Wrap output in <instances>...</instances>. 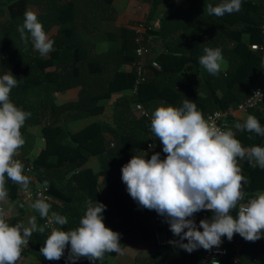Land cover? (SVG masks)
Masks as SVG:
<instances>
[{
  "label": "clouds",
  "instance_id": "9594fccd",
  "mask_svg": "<svg viewBox=\"0 0 264 264\" xmlns=\"http://www.w3.org/2000/svg\"><path fill=\"white\" fill-rule=\"evenodd\" d=\"M240 9L241 0H221L215 6L206 3L204 12L223 17ZM17 32L25 45L31 39L42 57L52 51L54 41L48 38L42 22L31 9L25 11ZM203 51L200 65L208 73L218 75L222 50L205 47ZM17 85L18 79L11 71L0 76V202L8 196L5 176L23 188L29 185L24 166L13 159L24 144L20 130L31 116L9 99L10 91ZM261 96L264 94L260 90L253 95ZM150 127L153 137L162 143L166 158L161 159V153L154 152L147 159V151L133 150L136 154L122 166V181L141 208L155 210L165 218L170 231L179 237L170 243L191 253L199 248H219L222 237L231 241L237 233L249 242L264 237V191L257 190L246 203H240L245 195L242 184L247 180L237 162L238 158L247 159L251 167L264 169V147L242 146L231 128L210 123L189 99H184L180 107L160 102L152 113ZM234 127L264 136V127L252 114ZM238 204L234 217L230 213ZM85 206L78 227L71 230H64L68 223L65 216L55 210L49 214L51 205L39 195L31 205L46 221L39 227L35 217L29 219V226L10 224L7 213L0 208V264H16L22 246L29 244L33 233L43 234L46 229H50V235L40 254L49 261L61 259L69 244L66 259L73 264L82 257L96 264L103 261L107 252L121 253L120 234L104 223L106 205L87 199ZM203 210H210L213 215L201 219L197 225L195 214Z\"/></svg>",
  "mask_w": 264,
  "mask_h": 264
},
{
  "label": "trees",
  "instance_id": "16d2710c",
  "mask_svg": "<svg viewBox=\"0 0 264 264\" xmlns=\"http://www.w3.org/2000/svg\"><path fill=\"white\" fill-rule=\"evenodd\" d=\"M142 1L155 4L160 0ZM114 2L115 0H0V76L10 71L16 76L18 85L10 91L9 99L25 112L31 113L25 123L32 122L41 125L44 142V146L32 160L24 156L21 158L22 151L20 149L24 146L17 150L16 155L24 166V174L29 178L25 168L29 163H32L36 176L48 184L52 195L60 193L57 190L58 183L65 182L67 187L65 195L70 198V187L81 178L95 180L99 175H104V183L108 184L112 179L117 178L118 167L122 169V166L136 154L133 150L147 146L149 141L147 134H153L150 127L151 122L148 118L140 117L133 111V106L137 101L146 102L156 97L161 98L166 105L180 107L184 100V90H177L174 86V82H180L182 57L174 56L172 58L171 54L166 52L164 40L161 50L152 49V44L148 41L152 34L150 25L147 28L151 30L148 35L143 36V41L151 47V51L156 50L157 55L145 68L147 80L141 86L139 94L125 96L116 106L113 123L118 128V133L107 141V135L99 131L97 124H92L76 133L67 130L65 127L67 120L98 114L105 110V104L100 100L111 97L113 92L121 88L131 89L133 87L136 77L135 65L138 61L136 55L137 31H127L123 47L96 55L92 54L94 44L98 40L95 35L113 12ZM28 9L37 14L46 34L55 26L59 27L56 36L51 38L54 43L48 58L42 57L34 49L31 39L27 45L20 40L17 25L22 23L24 13ZM164 29L165 23L161 30L162 38L165 36ZM84 31L94 33L92 35L95 40H86ZM252 56L254 62L251 68L255 70L257 66L260 67V54L252 53ZM51 65H56V69L47 71ZM248 66L250 65L247 61L239 64L235 75L240 77V74ZM206 75L209 74L206 73ZM249 75L250 72L247 83L248 85L252 83V90L259 81L255 82L253 78L251 80ZM39 79L43 83L45 82L42 88L43 99L38 103H30L26 100L31 92L37 91ZM75 87L80 88L77 98L61 101L59 94ZM185 99L195 103L204 116L213 110L228 107L225 102L211 104L207 101L208 99H201L194 90ZM249 114L255 115L261 126L264 127L263 102L255 110L239 111L232 114L229 118L228 128L235 132L236 138L241 141L242 145L264 146V136L247 130L240 131L234 127L236 123H244ZM24 125L20 130L23 139L25 138L23 135ZM112 142H115L114 146H112ZM98 154L103 156L104 164L103 169L97 174L92 168H85L83 165L89 156ZM238 166L241 168L242 174L243 166ZM88 186L91 189L92 185ZM4 187L8 197L16 201L20 200L21 192L29 188H23L21 185L13 183L7 176H5ZM246 188L248 189L250 186L243 189ZM57 204L56 199L51 201L53 208ZM37 217L39 227L44 224L45 220L40 218L39 213ZM14 223H18L17 218ZM71 229L69 226L64 228V230ZM111 229L116 231L115 228ZM48 235L47 230L43 234L38 231L34 232L28 244L29 248L26 249V245L21 248L18 264L22 256H27V252L31 257L34 256L42 261L43 264H49L50 261L44 259L40 254V249ZM126 242L127 239L121 241L120 246L123 247ZM229 247L231 250L230 259L236 258L242 262L244 251L230 245ZM69 251L70 244L66 247L59 264H69L66 259ZM161 252L158 251V254ZM105 254L107 255L103 261H97L96 264H106L107 256L115 255L116 252ZM154 259L153 264H164L156 256ZM89 263L93 264L92 261L87 262V264Z\"/></svg>",
  "mask_w": 264,
  "mask_h": 264
},
{
  "label": "crops",
  "instance_id": "0c3cea01",
  "mask_svg": "<svg viewBox=\"0 0 264 264\" xmlns=\"http://www.w3.org/2000/svg\"><path fill=\"white\" fill-rule=\"evenodd\" d=\"M220 2L221 0H160L154 4L142 0H115L113 12L109 13L110 16L95 35L98 40L94 44L92 54L96 55L123 47L129 30L141 31L143 36L148 35L151 29L148 30L147 27L151 25L152 34L149 33L150 39L148 41L152 44V49L161 50L163 48L162 41L164 40L166 52L170 53L172 58L174 56L176 58L182 57L183 66L179 73L180 82H174V86L177 90H184V99L194 90L201 99L206 98L211 104L218 102H225L228 106L239 104L246 99L253 87L252 83L249 85L247 83L249 72L251 80L253 78L255 82L259 81L258 66L255 70L251 66L254 62L252 53L259 55L258 49L261 41L259 23L262 13V0H241L239 12L226 13L223 17L208 15L204 12L206 3L215 6ZM163 23H165L164 38L161 37ZM58 28V26H55L46 34L49 39L56 36ZM83 34L86 40H95L94 33L84 31ZM205 47L220 48L222 50L223 60L218 75L208 73L199 63V57L204 55L203 49ZM156 50L147 55L146 67L156 57ZM49 56L50 53L46 58ZM245 61L250 66L238 77L235 75L237 74V68L239 64ZM55 69L56 65H51L47 68V71ZM206 73L209 75L207 76ZM44 83L39 79L37 96L29 95L26 101L30 103L41 101L43 99L42 88ZM79 91L80 88L75 87L68 91H62L59 97L61 101H70L77 98ZM127 95H135L132 88H121L113 92L111 97L100 100L101 103L105 104V110L98 114L67 120L65 127L69 132L76 133L92 124H97L99 131L107 135L108 141L110 137L118 133V128L113 123L114 111L119 102ZM141 102L148 108L155 109L163 101L161 98L153 97L150 101ZM135 104L133 111L140 116ZM24 131V147L20 149L22 151L21 158L24 156L32 160L44 146L41 125L26 122ZM147 136L149 138L147 146L138 147V149L148 152L147 159H150L154 152H160L161 159L166 158L163 145L158 138L153 137L151 133ZM149 143H153L151 149ZM237 162L238 165L243 166L242 175L247 180V183L242 184V192L245 195L244 199L240 201V203H246L257 190L264 191V169L259 166L251 167L247 159L241 160L238 158ZM103 164V156L100 154L91 155L83 167L92 168L98 174L103 169ZM118 171L117 178L112 179L108 184L104 183V175H99L95 180L93 178L90 180L81 178L70 187V198L65 195L67 194L65 182L58 183L57 190L60 193L52 195V201L56 199L58 204L54 208L51 206V210H55L67 218L68 223L64 228H67V226L72 229L78 227L79 221L84 211H86L85 201L87 199L92 200L93 203L99 201L106 205L103 213L106 226L115 228L116 232L120 234L121 241L127 239L126 244L121 247L122 252L108 255L106 264H153L155 256L164 264H202L205 249L199 248L188 253L170 243V241H178L179 237L173 235L164 217L160 216L155 210L141 208L133 200L122 181L120 167H118ZM27 175L30 178L27 186L29 188L38 184H46L39 180L35 174L27 173ZM89 184L92 185L91 189H89ZM247 186H250V188L243 189ZM27 189L21 192L19 201L12 200L7 196L5 201L0 202V206L7 213L8 223L15 224L14 220L17 218L18 223L29 226V219L35 217L38 225L37 216L39 212L31 208L34 201L25 198ZM19 202H24V206L20 207ZM238 207L232 210L234 217L237 215ZM212 215L213 213L210 210L196 213L197 225H199L201 219L210 218ZM200 230L202 231V228ZM227 242L228 245L244 251L242 254L244 260L242 263L236 258L230 259V255H228L224 260V264H264V237L255 242H249L237 233L234 234L231 241L227 239ZM161 246L162 248H160ZM25 247L28 249L29 245L27 244ZM158 251H162L161 254H158ZM88 261L90 260L82 257L74 264H87ZM20 263L43 264L34 256L31 257L28 252L26 257H21ZM16 264H18V261H16ZM69 264H73V262L69 261Z\"/></svg>",
  "mask_w": 264,
  "mask_h": 264
},
{
  "label": "built area",
  "instance_id": "2783aa9c",
  "mask_svg": "<svg viewBox=\"0 0 264 264\" xmlns=\"http://www.w3.org/2000/svg\"><path fill=\"white\" fill-rule=\"evenodd\" d=\"M262 13L259 23V29L261 34V41L259 44V54H260V67H259V82L258 84L250 91L249 95L246 97L244 101L237 105L228 106L226 109H216L206 114L205 119H207L210 123H215L218 127L228 128L229 126V118L232 114L243 111L247 112L250 110L257 109L263 102L264 96L261 97H253L256 90H260L262 94H264V0H262ZM137 48L136 55L138 57V61L135 65V81L132 87V92L135 95H138L140 92L141 86L146 82V66H145V57L151 52V47L143 41V35L141 31H137ZM136 110L139 112L140 116L146 117L151 122V116L155 109L148 108L143 102L137 101L135 104ZM112 146L115 145V142L111 143ZM149 145L153 146V143H149ZM13 159L21 162V159L15 155ZM22 163V162H21ZM25 172L28 174H35V167L32 163H29ZM36 175V174H35ZM38 195L42 198H45L47 203H51L52 194L50 192V188L46 184H38L37 186L31 187L26 190L25 198L31 201L37 199ZM21 206H24V202L20 203ZM239 206V204L237 205ZM0 208H3L0 206ZM51 215V209L50 213ZM232 215V211L230 213ZM46 221H44L45 224ZM48 234L50 235V229H46ZM223 243L217 247H213L211 250H205V253L202 258V264H224L225 258L230 255V247L227 242L226 237H222ZM60 260V259H59ZM59 260H52L49 264H59Z\"/></svg>",
  "mask_w": 264,
  "mask_h": 264
},
{
  "label": "rangeland",
  "instance_id": "374dc122",
  "mask_svg": "<svg viewBox=\"0 0 264 264\" xmlns=\"http://www.w3.org/2000/svg\"><path fill=\"white\" fill-rule=\"evenodd\" d=\"M147 57V56H146ZM146 57H145V61H146ZM30 96H37V91L36 92H31V94H30ZM34 100H37L36 98H33ZM29 200V199H28ZM19 203H21V202H19ZM20 205V204H19ZM20 207H23V206H21L20 205Z\"/></svg>",
  "mask_w": 264,
  "mask_h": 264
}]
</instances>
